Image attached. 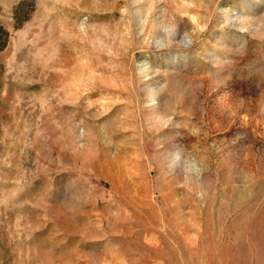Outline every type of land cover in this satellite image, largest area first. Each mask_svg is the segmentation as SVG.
I'll return each instance as SVG.
<instances>
[{"label": "rangeland", "instance_id": "rangeland-1", "mask_svg": "<svg viewBox=\"0 0 264 264\" xmlns=\"http://www.w3.org/2000/svg\"><path fill=\"white\" fill-rule=\"evenodd\" d=\"M0 26V264H264V0H0Z\"/></svg>", "mask_w": 264, "mask_h": 264}, {"label": "trees", "instance_id": "trees-1", "mask_svg": "<svg viewBox=\"0 0 264 264\" xmlns=\"http://www.w3.org/2000/svg\"><path fill=\"white\" fill-rule=\"evenodd\" d=\"M5 36V38H3ZM7 38H8V32L0 26V49H2L6 43H7Z\"/></svg>", "mask_w": 264, "mask_h": 264}]
</instances>
